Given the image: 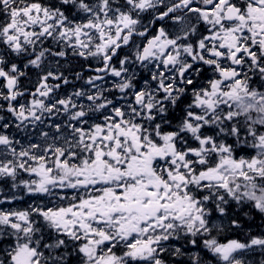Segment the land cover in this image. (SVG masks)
<instances>
[{
    "label": "snow or ice",
    "instance_id": "6c2138e0",
    "mask_svg": "<svg viewBox=\"0 0 264 264\" xmlns=\"http://www.w3.org/2000/svg\"><path fill=\"white\" fill-rule=\"evenodd\" d=\"M0 264H264V0H0Z\"/></svg>",
    "mask_w": 264,
    "mask_h": 264
}]
</instances>
